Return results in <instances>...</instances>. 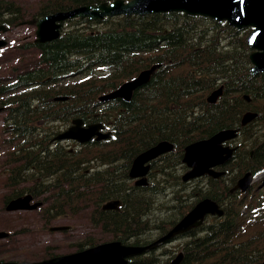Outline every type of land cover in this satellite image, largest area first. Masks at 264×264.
<instances>
[{
    "label": "trees",
    "instance_id": "1",
    "mask_svg": "<svg viewBox=\"0 0 264 264\" xmlns=\"http://www.w3.org/2000/svg\"><path fill=\"white\" fill-rule=\"evenodd\" d=\"M100 1L44 0L32 8L30 16ZM26 13L16 0H0V22L13 25ZM75 21L50 42L22 46L31 58L35 56L34 64L0 82L7 132L3 142L8 147L3 182L12 187L2 201L23 192L45 194L40 212L47 222L66 211L85 209L94 225L115 238L146 242L195 202L198 189L187 191L186 182L180 180L183 147L221 128L239 126L232 159L223 166L225 175L206 177L208 187L198 192L199 197L218 202L224 214L208 217L185 234L179 264H261L264 188L258 187L264 178L244 192H229L244 172L256 175L264 170V74L248 73L249 29L174 11ZM96 23L102 25L94 27ZM154 62L161 64L131 99L97 100L99 94ZM219 84L223 94L208 103L206 93ZM243 93L249 94L250 101L242 98ZM59 94L68 98L51 100ZM246 109L258 115L240 126ZM77 116L85 123L100 121L111 136L90 143L101 145L97 148L85 146L74 152L58 143L53 146L50 137L58 128L52 126ZM162 139L171 141L173 150L152 162L147 185H131L127 172L132 158ZM29 180L32 184L21 186ZM164 194L171 197L161 216L153 210L164 204H157ZM111 197L120 198L119 208L101 210L100 202ZM91 244L84 238L77 248ZM127 264L167 261L162 263L148 252Z\"/></svg>",
    "mask_w": 264,
    "mask_h": 264
},
{
    "label": "water",
    "instance_id": "2",
    "mask_svg": "<svg viewBox=\"0 0 264 264\" xmlns=\"http://www.w3.org/2000/svg\"><path fill=\"white\" fill-rule=\"evenodd\" d=\"M181 10L190 14L208 15L218 20L227 19L234 26L242 27L252 25L253 30L247 38L250 47L254 51L250 54V60L253 63L251 72L264 71V0H114L110 3H99L85 6H79L65 11H57L46 14L35 20L37 42H46L53 40L59 35V28L63 20L75 16L91 19L101 18L104 15L114 14H144L153 11ZM33 20H31L32 22ZM58 21V22H57ZM0 29L5 31V27L0 25ZM5 44L4 39H0V46ZM157 65H152L139 72V74L128 81L122 83L115 90L102 96L103 99L121 97L129 100L132 92L138 86L147 82L153 74ZM221 93V87L213 91L209 96V101H214ZM62 98V97H58ZM256 113L246 112L243 115L242 123L253 119ZM101 124L82 125L80 118L72 120V125L60 133L58 138H74L80 142L87 141L93 135L96 138L106 137L107 133L100 132ZM236 135V129L225 128L217 131L208 138L194 141L184 148L182 161L189 167L182 175L183 180L193 177L210 174L214 177L219 176L222 171H216L212 167L223 164L232 154L234 148L223 145V142ZM173 144L163 140L152 147L139 153L133 160L129 174L131 177L141 176L136 182L146 183L144 175L149 170V164H145L150 159L161 153L169 151ZM252 175L246 172L241 176L234 188L245 190L251 183ZM31 195L19 196L9 201L7 210L33 209L40 205V202L29 203ZM118 201H110L103 205L104 208L116 207ZM207 213L221 215L220 209L215 201L210 198H203L198 201L165 235L155 242L143 245H127L119 240L107 241L90 246L86 249L75 251L68 254L57 255L48 259L35 261L30 264H126L127 258L138 255L146 249L155 246L159 242L170 239L175 233L183 232L193 226L201 223ZM65 226H55L51 229H63ZM6 232L0 231V238L4 237ZM182 254L179 253L171 264H178ZM0 264H19L14 261H0ZM264 264V260L262 262Z\"/></svg>",
    "mask_w": 264,
    "mask_h": 264
},
{
    "label": "rangeland",
    "instance_id": "3",
    "mask_svg": "<svg viewBox=\"0 0 264 264\" xmlns=\"http://www.w3.org/2000/svg\"><path fill=\"white\" fill-rule=\"evenodd\" d=\"M20 4L27 8L29 11L32 7H35L36 2L43 0H17ZM29 8V9H28ZM30 16L27 14L25 19H29ZM102 23H96L94 27H100ZM208 25V24H207ZM206 25V26H207ZM7 40V44L0 49V81L8 79L13 76V72L21 67L28 66L31 62L35 61V56L32 58L24 53L23 57L19 56L22 54L19 50V45L29 44L35 37V25L24 24L14 25L10 27L8 31L1 34ZM20 58V59H19ZM4 112H0V229L11 232L9 237L1 239L0 241V255H4L5 259L15 260H35L50 255H57L75 251L77 249V242L84 238H89L92 243L102 242L111 240L114 235L102 230V227L94 226L88 216L90 212L86 213L85 209L78 210L75 212H68L63 216H57L49 219L47 222L42 213L35 210H18L7 212L4 210L2 205V195L10 193L12 187L8 188L3 182V162L6 160V145L4 144L3 137L5 136L1 127L4 123ZM62 124H57V128H62ZM51 127L52 125L47 124L45 127ZM53 127V126H52ZM54 128V127H53ZM63 146L72 148H79L71 143L68 145L67 142L61 143ZM90 148H97L101 145L91 146ZM152 168V167H151ZM183 172V169L180 171ZM264 178V171L258 176ZM216 179H219L216 177ZM181 180V178H180ZM208 182L205 176L198 177L196 179L186 182L185 188L187 191L197 190L196 195H199L200 190H205L208 187ZM258 188H264V180L262 185ZM80 190V187H79ZM171 194V193H170ZM164 198H161L157 202L164 203L161 206H157V210L161 216H164V206L170 203L169 194H164ZM41 199V198H37ZM80 205H85L84 202L80 201ZM90 205V204H89ZM67 212V211H66ZM52 225H68L66 230H49ZM182 238L179 241L168 243L167 245L161 246L156 250L157 253L162 252L165 248L170 251L168 254L173 256L179 250L182 244ZM165 257H163L164 259Z\"/></svg>",
    "mask_w": 264,
    "mask_h": 264
},
{
    "label": "bare ground",
    "instance_id": "4",
    "mask_svg": "<svg viewBox=\"0 0 264 264\" xmlns=\"http://www.w3.org/2000/svg\"><path fill=\"white\" fill-rule=\"evenodd\" d=\"M223 128H221V129H219V130H222ZM231 139V138H230ZM230 139H227V140H225V142H228ZM236 144L234 145V149L236 148ZM250 153H251V151H250ZM248 172H250V173H252L251 171H248ZM174 242V241H173Z\"/></svg>",
    "mask_w": 264,
    "mask_h": 264
},
{
    "label": "flooded vegetation",
    "instance_id": "5",
    "mask_svg": "<svg viewBox=\"0 0 264 264\" xmlns=\"http://www.w3.org/2000/svg\"><path fill=\"white\" fill-rule=\"evenodd\" d=\"M236 145H237V143H236Z\"/></svg>",
    "mask_w": 264,
    "mask_h": 264
}]
</instances>
